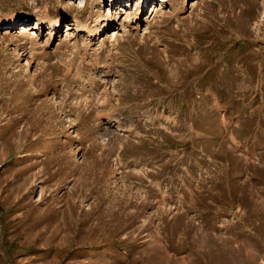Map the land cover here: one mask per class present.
Instances as JSON below:
<instances>
[{"label": "rangeland", "instance_id": "1", "mask_svg": "<svg viewBox=\"0 0 264 264\" xmlns=\"http://www.w3.org/2000/svg\"><path fill=\"white\" fill-rule=\"evenodd\" d=\"M1 18L0 264H264V0Z\"/></svg>", "mask_w": 264, "mask_h": 264}, {"label": "bare ground", "instance_id": "2", "mask_svg": "<svg viewBox=\"0 0 264 264\" xmlns=\"http://www.w3.org/2000/svg\"><path fill=\"white\" fill-rule=\"evenodd\" d=\"M161 1V0H160ZM165 1V0H164ZM153 9V8H152ZM152 11V10H151ZM38 21H41V22H44V19L43 18H39L36 22H38ZM3 23H6V21H5V19L4 18H1L0 19V27H2V24ZM48 23H49V28L50 27H52V28H56V27H58V24H59V20H53V21H48ZM46 24V23H45ZM97 25V24H96ZM39 26V25H38ZM73 27H74V29H73V31H75V32H85L86 34H88V35H91L92 33H93V31L92 30H90L88 27H85V26H81V27H79V25L77 24V23H74L73 24ZM82 28V29H81ZM121 29V28H120ZM136 29V28H135ZM65 30H72V28L70 27V29H69V27H67ZM24 32V31H23ZM32 34L33 33H31V35L30 36H32Z\"/></svg>", "mask_w": 264, "mask_h": 264}]
</instances>
